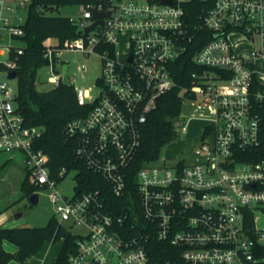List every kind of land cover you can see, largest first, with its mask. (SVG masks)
<instances>
[{
	"label": "built area",
	"instance_id": "2783aa9c",
	"mask_svg": "<svg viewBox=\"0 0 264 264\" xmlns=\"http://www.w3.org/2000/svg\"><path fill=\"white\" fill-rule=\"evenodd\" d=\"M192 1L79 4L81 18H69L77 38L64 48L51 41L44 51L48 82L72 86L78 104L90 108L64 128L76 160L103 178L116 197H125L143 126L159 99L178 86L174 64L205 40L193 56L198 71L181 88L184 102L202 98L199 108L212 115L200 142L174 165L139 169L135 196L117 214L108 210L100 190L81 191L77 179L72 198L57 190L69 170L52 173L49 155L37 147L44 129L25 124L18 91L9 85L24 52V46L12 45L25 36L28 17L19 13L29 11L33 0H0V155H23L29 182L54 190L49 198L58 223L87 230L73 234L68 264H160L147 251L154 236L177 248L185 264H264V227L258 225V214L264 216V0H204V10L195 15ZM63 52L100 59L93 87L79 88L75 78L63 81L71 68L61 61ZM86 71L78 67L79 74Z\"/></svg>",
	"mask_w": 264,
	"mask_h": 264
},
{
	"label": "trees",
	"instance_id": "16d2710c",
	"mask_svg": "<svg viewBox=\"0 0 264 264\" xmlns=\"http://www.w3.org/2000/svg\"><path fill=\"white\" fill-rule=\"evenodd\" d=\"M92 1L94 0H33L25 25L24 52L17 59L16 102L18 111L24 117L28 127L44 129L43 137L37 147L49 155V167L52 173L58 174L63 167L69 171L78 170L76 179L80 190H100L108 210L118 214L131 204L130 199L135 196L138 170L147 164L157 163L161 149L178 137L176 128L183 120L181 108L187 98L181 88L190 84L191 72L198 71L193 64V56L205 40H200L196 47H192L174 64L172 75L178 86L161 97L156 110L149 114L142 129L141 147L129 170L127 195L116 197L103 178L88 171L83 162L76 160L75 145L67 141L64 135L66 124L86 116L90 108L78 104L74 88L67 84H61L48 92H39L35 87L38 71L47 63L44 51L49 43L55 41L64 48L77 38L76 27L69 18L51 15V13L61 6L79 5ZM189 8L195 15L204 10L205 2L193 0ZM21 191L25 197H29L40 189L31 184L26 175L21 184ZM262 211L264 214V207ZM247 225H253V218L247 221ZM4 241L16 245L17 251H6L3 246ZM57 242H61V248L55 264H68L70 254L75 251L76 237L59 224L57 219H51L45 227L40 228L0 226V264H8L11 261L26 264L29 259L40 253L46 243ZM147 251L153 261L160 264H185L177 248L160 242L155 236L149 241ZM262 255L264 256V250Z\"/></svg>",
	"mask_w": 264,
	"mask_h": 264
},
{
	"label": "rangeland",
	"instance_id": "374dc122",
	"mask_svg": "<svg viewBox=\"0 0 264 264\" xmlns=\"http://www.w3.org/2000/svg\"><path fill=\"white\" fill-rule=\"evenodd\" d=\"M28 13V9H23L20 11L19 16L23 19H27ZM51 15L79 20L82 16V11L78 4H70L59 7L52 12ZM12 45L23 47L25 43L22 39H16L12 41ZM61 61L71 65L63 81L65 83H70L73 78H75L74 85L79 88L88 89L93 87L96 79L101 75V62L97 56H86L83 53L75 52H63L61 54ZM81 65L87 67V71L83 74H79L78 72V67ZM50 75L49 67L44 66L39 70L35 83L37 91L48 92L55 88L54 85L48 82ZM82 75H84V78H82ZM9 85L13 88V91L17 93L18 79H13L9 82ZM94 91L96 93L97 89L94 88ZM201 104H203L202 98L182 104L181 115L183 120L178 124L180 133H178V137L174 141L161 149L158 160L159 164H166L168 166L174 165L185 150L200 142L203 132L208 125L207 122L212 118L211 113L207 110L200 109L202 108ZM183 127H186L185 133L181 131ZM26 175L27 170L25 169L23 155L17 152L3 153L0 155V212L5 213L8 222L14 225V228L45 227L51 219L58 218L55 207L49 198V195L54 190L43 189L38 191L39 202L37 205H31L28 197H25L24 193L21 191V184L25 180ZM76 175L77 172L75 170L69 171L64 180H62L57 187V190L68 199L72 198L74 195ZM20 213H22V216L16 218L15 216ZM258 216L260 219L258 225L264 227V216L261 214H258ZM61 225L74 235H85L87 233L84 227L76 226L69 222H62ZM52 247L58 253L61 242L53 244ZM41 256H44L43 253L33 257L32 263L42 264L43 257ZM54 263L55 258L51 256V261L46 264Z\"/></svg>",
	"mask_w": 264,
	"mask_h": 264
},
{
	"label": "crops",
	"instance_id": "0c3cea01",
	"mask_svg": "<svg viewBox=\"0 0 264 264\" xmlns=\"http://www.w3.org/2000/svg\"><path fill=\"white\" fill-rule=\"evenodd\" d=\"M0 226H3V227H9V228H14V227H15L14 225H11L10 222H8V218H7V216L5 215V213H3V212H0ZM9 243H10V242H8V241H4V243H3L4 249H5L6 251H9V252H15V251H17L18 247H17L16 245L10 243V244L13 245V246H12V245H10ZM52 245H53V244H51V243H46V244L44 245V247L42 248V250L40 251V253H43V255H44V256H41V257H43V259H42V264H46L47 262L51 261V256H54V258H55V262H56V258H57V255H58L59 251H58V253H57V251L54 250V248L52 247ZM60 248H61V247H60ZM59 250H60V249H59ZM40 253H39V254H40ZM39 254H37L36 256H38ZM56 254H57V255H56ZM33 259H34V258L29 259V260L26 262V264H33V263H32V262H33ZM8 264H18V263L15 262V261H11V262L8 263ZM54 264H55V263H54Z\"/></svg>",
	"mask_w": 264,
	"mask_h": 264
},
{
	"label": "water",
	"instance_id": "95a60500",
	"mask_svg": "<svg viewBox=\"0 0 264 264\" xmlns=\"http://www.w3.org/2000/svg\"><path fill=\"white\" fill-rule=\"evenodd\" d=\"M109 16H110V14L108 13V14H98L96 17H109ZM98 24H102V25H103V22H102V21H101V22H96L93 26H91V27H89V28L87 29L86 33H89V32H91V31H93V30L97 27ZM5 39H8V37L6 36ZM68 67H69V65H64V67H63V73H64V74H65L66 71L68 70ZM9 78H10V79H16V78H17V74H16V72H15V71H12V72L10 73V75H9ZM190 151H191L190 148L187 149V150H185V151L182 153V155L180 156V158H181V159L185 158V157L187 156V154H188ZM28 199H29L31 205H33V206H34V205H37L38 202H39V195H38V193H34V194L30 195V196L28 197ZM21 216H22V213L17 214L15 217H16V218H20Z\"/></svg>",
	"mask_w": 264,
	"mask_h": 264
}]
</instances>
